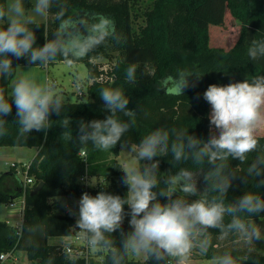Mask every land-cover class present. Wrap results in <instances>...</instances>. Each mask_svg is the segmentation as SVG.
Instances as JSON below:
<instances>
[{
	"label": "clouds",
	"instance_id": "clouds-1",
	"mask_svg": "<svg viewBox=\"0 0 264 264\" xmlns=\"http://www.w3.org/2000/svg\"><path fill=\"white\" fill-rule=\"evenodd\" d=\"M54 7L57 27L51 32L53 38L47 37L43 46H37L35 29L41 26L37 18H46ZM110 38L117 42L121 39L114 19L102 13L69 14L67 0H35L30 12L24 0L0 4V78L11 79L7 95L0 88V138L9 135L6 117L12 115L13 104L17 141L27 139L34 130L47 133L52 127L50 116L60 115L67 104V97L58 91L54 80L33 75L35 66L48 65L58 58L71 65ZM247 54L252 61L264 59V39H254ZM13 57L17 61L26 59L34 67L17 76ZM204 75L178 69L177 75L163 77L157 90L184 95ZM125 78L127 83H136V63L129 64ZM99 96L110 115L102 120H81L75 139L80 144L91 142L99 151L112 150L120 143L122 152L131 153L132 161L119 167L124 173L121 184L128 191L124 197L104 190L95 196L83 192L75 207L58 195L51 202L60 203L69 216L75 217L71 231L92 250L106 253L107 264H126L129 256L142 257L146 264H189L193 252L208 255L213 247L212 230H218L221 240L234 237L249 246L264 241V231L252 219L264 212V196L248 190L227 201L234 181L253 183L257 190L264 188V147L257 135L264 130V75L207 87L203 93L211 107L207 140L189 134V129L161 125L139 143L130 144L124 137L138 117L136 110L128 108L130 98L120 87H104ZM139 112L145 118L149 115L141 106ZM118 113L127 117V122L121 121ZM61 126L68 130L70 120L63 119ZM64 134L67 139L73 138ZM252 154L255 155L249 161ZM169 155V163L177 170L161 173L157 158ZM231 160L240 164L233 168ZM188 162L192 168L184 166ZM65 170L69 168L65 166ZM201 179L203 190L199 186ZM82 182L90 187L97 184L93 179L82 178ZM126 217H130L131 229L127 232L123 229ZM260 219L264 221V216ZM26 231L35 235L43 234L45 229L34 225ZM116 232L120 235L119 244L113 237ZM246 260L247 257H234L225 250L214 253L209 264H243ZM46 264H54V258L49 257Z\"/></svg>",
	"mask_w": 264,
	"mask_h": 264
},
{
	"label": "trees",
	"instance_id": "trees-1",
	"mask_svg": "<svg viewBox=\"0 0 264 264\" xmlns=\"http://www.w3.org/2000/svg\"><path fill=\"white\" fill-rule=\"evenodd\" d=\"M139 1L67 0L69 14L102 13L114 19L121 39L117 42L110 38L87 57L74 61L83 63L88 80H93L87 84L89 100L82 101L80 96L75 102H67L60 115L50 116L52 127L47 133L34 130L27 139L17 141L18 125L15 123L16 108L13 104L12 115L6 117L9 135L0 138V148L35 147L38 151L27 170V178L32 179V184L25 183L20 173L23 169L19 170L16 162L10 165L8 171L0 174V202L11 204L24 198L20 229L0 221V255L9 254V259L15 252L22 251L26 253L30 264H46L49 257L54 258V264H107L106 253H101L102 261L93 258L87 260L69 256L64 251L65 246L61 244L48 243L49 238L72 237L71 228L75 224V217L56 213L59 203L51 202L52 197L58 195L78 199L83 192L95 196L101 190L124 197L128 191L121 184L124 173L117 160L120 143L112 150L99 151L91 142L80 144L75 139L81 120H102L110 115L99 96L102 88L120 87L130 98L128 108L137 111L136 124L124 137L130 144L139 143L145 135L161 125L189 129V134L207 140V117L211 111L210 105L203 99L207 87L210 84L227 85L264 75V59L252 61L247 54L254 39H264V0H151L142 10ZM5 2L6 0H0V4ZM26 7H29V2ZM55 11L54 7L46 22H39L41 26L35 29L37 46H43L45 38H53L51 32L57 27ZM227 13L229 16L226 18ZM228 19L237 27L238 33L232 43L223 42L229 46L227 49L214 46L221 41L214 37L215 30L224 28ZM210 26L216 27L211 33ZM210 37L211 40L213 38L214 45L210 44ZM99 59L114 60L107 71L108 77H113L111 81H96L103 72L100 70L103 64L97 61ZM58 62L64 60L58 58L45 66ZM130 63L137 64V81L134 84L127 83L125 78ZM17 66L34 65H29L26 59L17 61L13 57L15 74ZM178 69L196 70L205 75L195 88L187 89L184 95L166 94L163 89L158 91L157 85L162 78L177 75ZM10 81L11 79L0 78V88L5 89L6 95ZM139 106L149 114L146 118L140 115ZM117 117L124 122L128 120L122 113H118ZM63 119L70 120L68 130L61 126ZM65 132L73 138L67 139ZM258 139L261 147H264V135H258ZM254 155L249 156V161ZM157 159L160 160L161 173L169 170L175 173L177 170L169 163L170 155ZM239 164L237 160L230 161L233 168ZM65 166L69 168L68 171ZM184 166L193 167L191 162ZM82 178L102 179V182L89 187L82 182ZM40 182H43V187L31 196L30 192ZM199 186L203 190L202 179ZM248 190L259 191L264 196V188L257 190L253 183L245 185L237 180L229 189L227 201H233ZM161 200L166 202L165 198ZM125 211H129L127 205ZM260 216H264V212ZM260 216L252 217L259 225ZM34 225H43L44 233L32 235L26 231ZM123 229L125 232L129 231L125 222ZM212 231L213 247L205 256L208 259L214 253L228 250L218 247V230ZM113 237L119 244V232L113 233ZM229 239L232 243L238 240L234 237ZM228 251L234 257H247L243 264H264V253L258 250L236 248ZM126 264H146V261L128 257Z\"/></svg>",
	"mask_w": 264,
	"mask_h": 264
},
{
	"label": "rangeland",
	"instance_id": "rangeland-1",
	"mask_svg": "<svg viewBox=\"0 0 264 264\" xmlns=\"http://www.w3.org/2000/svg\"><path fill=\"white\" fill-rule=\"evenodd\" d=\"M29 1L31 2V5L29 7H26V4ZM150 1L151 0H140L139 2H140L141 10L144 9V7ZM24 3H25L26 10L30 12L34 6L35 0H24ZM227 16H229L228 13L226 14V18H227ZM37 19H38V22H46V20H47V18H37ZM215 29H216L215 26H210L209 27L210 33L212 31H214ZM236 33H238L237 27L232 25L230 19H228L224 28H220L217 31L215 30L214 37L216 39L221 40L219 42V44L214 45L215 44L214 40H213V38L211 40V37H210V44L217 46V47L227 49V47H229L227 44L229 42L233 41ZM223 42H225L227 44H223ZM219 45H223V46H219ZM97 61L100 62L101 64H103V66L108 69L114 60L107 61L105 59H99ZM18 75H22V73L20 72ZM45 77L48 79L54 80L57 83L58 91H61L65 94V96L67 97V102H75L80 96H81L82 101H88L89 100V96L87 94L86 84L82 83V91H80V88H79L80 86L78 84H75L77 81H79V82H82V81L85 82L86 81L87 69L83 63L76 62L75 64H72V65H69L66 62L55 63L54 65L48 66L47 69H44V77H42V78H45ZM257 135H264V130L258 132ZM19 149H25L26 151H33L36 148L35 147H20ZM28 149H30V150H28ZM34 156L35 155H33L32 157H29V159L17 160V158H15L13 155L6 154L3 149L2 150L0 149V174L2 172L8 171L10 169V165L15 163V162L18 163V165H19L18 168L21 169L20 168L21 167L20 162L22 161L24 163L26 161V163H28V161L32 160ZM117 160L122 166H124L126 163L132 161V154L127 153V152H122V149L120 148V154L117 157ZM22 178L24 179V177H22ZM100 181L102 182V179L97 180V179L93 178V182H95L97 184ZM85 185H87V184L85 183ZM79 199L80 198L76 199L73 197H68L66 200L68 201V203L70 205L75 207L76 201H78ZM189 199H195V197H191ZM19 206H20V204H19V202H17L16 207H19ZM9 210H10L9 204H5V203L0 202V221L7 220V221H10V223L13 226H19L20 221H15L13 218L8 217L9 216ZM56 213H58V214L64 213V208H62L60 205V208L56 211ZM129 219H130V217H126L124 222L127 224L129 231H131L129 224H128ZM261 228H262V231H264V222L261 225ZM78 241L75 239L74 236L65 237L62 239L57 238V237H53V238L48 239L49 244H55V243L61 242L65 246L73 245ZM217 242H218V247H223L224 249H228V250H233L236 248H239V249L246 248V249H255V250H258V251L264 253V241H258L251 246L246 245L239 240L232 243L229 238L225 239V240H221V239L217 238ZM223 248H221V249H223ZM90 255L95 259H103V255H101V253L97 252L96 250H92V252H90ZM129 259L144 260L142 257L137 258V257H133V256H129ZM209 262H210V259L206 258L204 255H201L198 252H193L192 258L189 261V264H209ZM2 264H30V262L28 261L25 252L17 251L8 260H6Z\"/></svg>",
	"mask_w": 264,
	"mask_h": 264
},
{
	"label": "crops",
	"instance_id": "crops-1",
	"mask_svg": "<svg viewBox=\"0 0 264 264\" xmlns=\"http://www.w3.org/2000/svg\"><path fill=\"white\" fill-rule=\"evenodd\" d=\"M30 2V1H29ZM31 5V2L29 3V6ZM47 18V17H46ZM65 62V61H64ZM63 63V62H61ZM76 62H74L73 64H75ZM72 65V64H71ZM21 68H16V75L18 76V74L21 72L22 74L24 73V71H27L29 70L31 67H34V66H19ZM48 66H35L33 69H32V73L33 75H35L38 79H43L42 77H44V69H47ZM42 76V77H41ZM91 82V80H88V78H86V81L85 82H79L77 81L75 84H78L80 87V91H82V83L83 84H86V87H87V84H89ZM56 83V82H55ZM57 84V83H56ZM11 89V81L8 85V89H7V94L8 92L10 91ZM20 147H2L0 148L1 150L3 149L4 152L6 154H9V155H13L15 158H17V160H23V159H29V157H32L33 155H36L37 154V148L33 151H26L25 149H19ZM30 150V149H28ZM35 157V156H34ZM33 157V158H34ZM30 161L32 160H29L28 163H30ZM17 163V162H16ZM21 167H22V164L23 162L21 161ZM26 163V161L24 162ZM20 167V168H21ZM19 169V168H18ZM63 199H67L68 197H62ZM74 198V197H73ZM16 204H17V201L14 205V207H10V210H9V218H13L15 221H20V224L19 226H13L10 221H7L5 220V222L13 227V228H16L18 229L20 226H21V223H22V209L20 207H16ZM60 208V203H59V207L58 209ZM264 221H261L260 223V226L263 224ZM62 239V238H61ZM55 244H61L63 246H65L64 244H62L61 242L60 243H55ZM69 246V245H68Z\"/></svg>",
	"mask_w": 264,
	"mask_h": 264
},
{
	"label": "built area",
	"instance_id": "built-area-1",
	"mask_svg": "<svg viewBox=\"0 0 264 264\" xmlns=\"http://www.w3.org/2000/svg\"><path fill=\"white\" fill-rule=\"evenodd\" d=\"M108 69L106 67H104V66L100 67V70L103 71V72L98 76L96 81H98V82L111 81L113 79V77H108V75H107ZM92 81L93 80H91V82ZM82 155H83V153H82ZM28 168H29V163H23L22 167H21V169H23V170H20V169L19 170H20V173L22 174V177H24L23 180L25 181V183L32 184L33 183L32 179L27 178V170H28ZM17 202H19V204H20L19 207L22 209L23 208V204H24V198L23 197L20 198ZM15 203L16 202H13V203L9 204V206L10 207H14ZM64 213L67 214L65 209H64ZM18 229H20V227ZM77 231H78V229H77ZM73 236L75 237V239L77 241L78 240L79 241L76 242L73 245L65 246V248H64L65 253L68 254L69 256H72V257H80V258H84V259H87V260L90 259V258H93L90 255V252H92V249L86 244L85 240L83 238H81L74 231H73ZM8 257H9V254H1L0 255V264L4 263L6 260H8ZM93 259H95V258H93ZM95 260L102 261V259H95Z\"/></svg>",
	"mask_w": 264,
	"mask_h": 264
},
{
	"label": "water",
	"instance_id": "water-1",
	"mask_svg": "<svg viewBox=\"0 0 264 264\" xmlns=\"http://www.w3.org/2000/svg\"><path fill=\"white\" fill-rule=\"evenodd\" d=\"M43 187V182H40L31 192L30 195L33 196L34 194L38 193L41 188Z\"/></svg>",
	"mask_w": 264,
	"mask_h": 264
}]
</instances>
